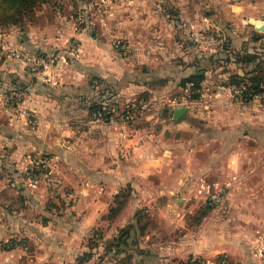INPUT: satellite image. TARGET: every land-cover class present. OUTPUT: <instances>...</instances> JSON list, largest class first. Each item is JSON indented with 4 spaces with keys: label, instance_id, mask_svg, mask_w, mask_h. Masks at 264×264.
I'll return each instance as SVG.
<instances>
[{
    "label": "rangeland",
    "instance_id": "374dc122",
    "mask_svg": "<svg viewBox=\"0 0 264 264\" xmlns=\"http://www.w3.org/2000/svg\"><path fill=\"white\" fill-rule=\"evenodd\" d=\"M90 1L93 11L101 12L104 0H0V33L8 30L14 38L12 47L0 44V64L7 59L11 63L4 74L0 70V84L12 79L14 100L5 104L18 109L0 115V264H235L232 254L200 250L206 240L216 238L200 225L206 221L215 226L214 212L231 192L227 179L216 171L210 173L209 184L199 178L158 191L146 186L143 200L131 203L134 191H142L139 187L128 184L114 191L104 180L110 168L125 165L128 155L117 147L121 137L107 151V134L135 124L152 108L140 103L144 93L122 97L102 76L81 75L86 64L77 35L54 40L57 33L61 37L60 32L83 26V18L76 17ZM56 13L63 14L65 22L56 23ZM100 29V22L88 27ZM44 33L52 39H43ZM117 41L122 40H116V46ZM22 90L29 96L19 98L16 93ZM124 111L133 117L121 118ZM142 117L139 124L149 122ZM26 126L39 133V141L25 145L18 135L14 147L5 133ZM220 188L221 201L210 202ZM111 190V196L98 201L101 191ZM93 205L99 218L87 228L80 221ZM124 209V217L129 214L125 224L126 217H120ZM225 221L232 224L231 218ZM129 225L136 229L134 244H117Z\"/></svg>",
    "mask_w": 264,
    "mask_h": 264
},
{
    "label": "crops",
    "instance_id": "0c3cea01",
    "mask_svg": "<svg viewBox=\"0 0 264 264\" xmlns=\"http://www.w3.org/2000/svg\"><path fill=\"white\" fill-rule=\"evenodd\" d=\"M91 5L93 2H85L86 12L76 17L86 20L87 26L77 31L68 28L59 33L61 37L55 34L54 40L77 35L82 41L81 60L86 64L79 70L81 75L102 76L122 97L144 93L146 98L139 97L140 103L153 109L141 114L148 123L139 124L138 117L119 133L107 134L105 149L116 146L115 139L121 137L117 147L128 155L125 165L110 168L112 173L104 180H109L114 191L128 184L139 187L142 191H134L131 203L143 200L146 186L158 191L199 178L209 184L210 173L216 171L227 179L231 192L214 212L215 226L201 223V231L211 230L216 238L206 240L200 250L232 254L235 264H264V103L237 100L228 85L232 74L249 72L259 61L256 71L264 73V29L259 28L264 23V0H104L99 13ZM64 18L55 14L56 23L65 22ZM99 22L98 32L88 30ZM0 35V44L14 46L12 33L6 30ZM196 35L199 40L194 39ZM116 40L124 41L126 48L116 46ZM253 53L259 57L252 60ZM7 61L0 64L3 74L11 65ZM197 72L204 75L201 97L187 105L178 103L185 81ZM12 85L9 78L0 84V115L18 111L5 104L4 93ZM179 106H186L187 111L174 119ZM5 134L14 147L18 135L24 137L25 145L39 138L27 126L21 132L13 129ZM54 147L60 151L58 145ZM111 195L112 190L101 191L98 201ZM96 206L87 208L82 226L89 228L99 218ZM125 214L124 209L123 224L129 219ZM226 218H231V225ZM225 233L232 237L226 238Z\"/></svg>",
    "mask_w": 264,
    "mask_h": 264
},
{
    "label": "trees",
    "instance_id": "16d2710c",
    "mask_svg": "<svg viewBox=\"0 0 264 264\" xmlns=\"http://www.w3.org/2000/svg\"><path fill=\"white\" fill-rule=\"evenodd\" d=\"M83 8L85 9V7L83 6L81 7L82 13L85 12ZM82 24L83 26H87V21L82 22ZM251 57L253 60L254 58L259 57V54L253 53ZM260 64H261V61H259V63L256 64L255 69L249 72H245L244 74L235 73L230 76L228 85H231L233 90L240 89L241 91V94L239 95L240 101L249 102L253 100L255 93L259 91H264V73L256 71L257 68H260ZM203 78H204V75L197 72V73L192 74L185 81V83L190 80L195 82V87L198 89V91L192 94L191 97L193 99H197L201 97ZM124 232L126 234L125 237L120 236V238L117 241V244L126 245V246L131 247L134 244V242L132 241L133 239L132 232L136 233V229L133 227V225H129L127 228L124 229Z\"/></svg>",
    "mask_w": 264,
    "mask_h": 264
},
{
    "label": "built area",
    "instance_id": "2783aa9c",
    "mask_svg": "<svg viewBox=\"0 0 264 264\" xmlns=\"http://www.w3.org/2000/svg\"><path fill=\"white\" fill-rule=\"evenodd\" d=\"M124 1H128V0H124ZM195 40H199V36H195L194 37ZM117 46H119L120 48L122 49H125L126 48V44L124 41H117L116 42ZM73 50H79L78 46H73L72 48ZM17 54L18 55H27L28 58L30 59L32 56L34 59H36L35 55H30L28 53H26L25 51L21 52V51H17ZM198 89L195 87V82L190 80V81H187L185 83V86H184V89H183V94H182V98L180 99V101L178 103H184L185 105H187L188 103H190L192 100H194L191 96L193 93L197 92ZM241 94V91L240 89H235L233 90V95L234 97L239 100V95ZM16 95L19 97V98H26L29 96V94L25 91V90H22L18 93H16ZM4 98L8 101V102H11L13 103V100H14V92L12 91H6L4 93ZM253 99H258L260 101H264V91H259L257 93L254 94V98ZM133 116L129 113V112H123L121 114V118L123 119H129V118H132ZM112 119H114L112 117ZM221 188L220 189H216V193H213L211 194L210 196V202H220L221 199H222V192H221Z\"/></svg>",
    "mask_w": 264,
    "mask_h": 264
},
{
    "label": "water",
    "instance_id": "95a60500",
    "mask_svg": "<svg viewBox=\"0 0 264 264\" xmlns=\"http://www.w3.org/2000/svg\"><path fill=\"white\" fill-rule=\"evenodd\" d=\"M260 29H264V23L259 26ZM187 111L186 106H179L174 111V119H179Z\"/></svg>",
    "mask_w": 264,
    "mask_h": 264
}]
</instances>
